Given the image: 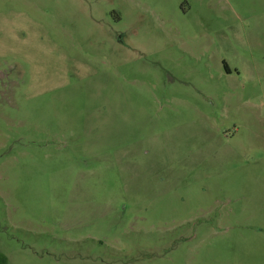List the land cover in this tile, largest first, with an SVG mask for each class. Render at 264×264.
<instances>
[{
    "label": "rangeland",
    "instance_id": "rangeland-1",
    "mask_svg": "<svg viewBox=\"0 0 264 264\" xmlns=\"http://www.w3.org/2000/svg\"><path fill=\"white\" fill-rule=\"evenodd\" d=\"M257 41L264 0H0L10 264H264Z\"/></svg>",
    "mask_w": 264,
    "mask_h": 264
},
{
    "label": "crops",
    "instance_id": "crops-1",
    "mask_svg": "<svg viewBox=\"0 0 264 264\" xmlns=\"http://www.w3.org/2000/svg\"><path fill=\"white\" fill-rule=\"evenodd\" d=\"M238 35H239V32H238ZM255 48L257 49H260L261 52H264V43L260 44V42H256L255 45H254ZM225 74L227 76H231L233 75V72H239L238 69L237 70H232L230 65L228 64L225 65ZM249 71L250 72H253V74L255 76H258V77H263L264 76V63H261V62H254V63H249Z\"/></svg>",
    "mask_w": 264,
    "mask_h": 264
},
{
    "label": "trees",
    "instance_id": "trees-1",
    "mask_svg": "<svg viewBox=\"0 0 264 264\" xmlns=\"http://www.w3.org/2000/svg\"><path fill=\"white\" fill-rule=\"evenodd\" d=\"M0 264H10L8 257L0 252Z\"/></svg>",
    "mask_w": 264,
    "mask_h": 264
}]
</instances>
